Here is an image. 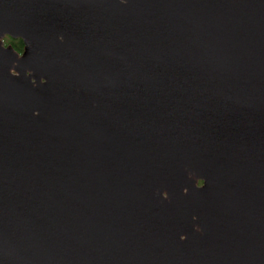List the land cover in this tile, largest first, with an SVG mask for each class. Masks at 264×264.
<instances>
[{
	"label": "water",
	"instance_id": "1",
	"mask_svg": "<svg viewBox=\"0 0 264 264\" xmlns=\"http://www.w3.org/2000/svg\"><path fill=\"white\" fill-rule=\"evenodd\" d=\"M0 264H264V0H0Z\"/></svg>",
	"mask_w": 264,
	"mask_h": 264
},
{
	"label": "trees",
	"instance_id": "2",
	"mask_svg": "<svg viewBox=\"0 0 264 264\" xmlns=\"http://www.w3.org/2000/svg\"><path fill=\"white\" fill-rule=\"evenodd\" d=\"M6 44H11L15 51L19 52L22 49V44L19 40L7 39Z\"/></svg>",
	"mask_w": 264,
	"mask_h": 264
},
{
	"label": "flooded vegetation",
	"instance_id": "3",
	"mask_svg": "<svg viewBox=\"0 0 264 264\" xmlns=\"http://www.w3.org/2000/svg\"><path fill=\"white\" fill-rule=\"evenodd\" d=\"M7 39H11V38H9L8 36H6V37H4V39H3V42H4V44L6 45V46H8V45H10V46H12L11 44H6V40ZM12 40H15V39H12ZM17 40H19V39H17ZM20 41V40H19ZM21 42V41H20ZM21 44H22V42H21ZM14 49V48H13ZM22 49H23V44H22ZM22 49L18 52L19 54H21L22 53ZM17 52V51H16ZM199 185H200V183H199Z\"/></svg>",
	"mask_w": 264,
	"mask_h": 264
},
{
	"label": "clouds",
	"instance_id": "4",
	"mask_svg": "<svg viewBox=\"0 0 264 264\" xmlns=\"http://www.w3.org/2000/svg\"><path fill=\"white\" fill-rule=\"evenodd\" d=\"M202 180V179H201ZM203 181V180H202ZM203 184H204V181H203V183H202V185H199L197 188H200V187H202L203 186Z\"/></svg>",
	"mask_w": 264,
	"mask_h": 264
}]
</instances>
